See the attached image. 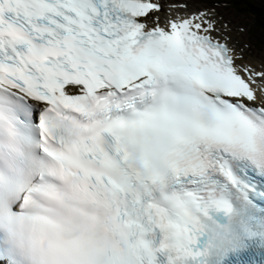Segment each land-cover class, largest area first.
<instances>
[{
    "label": "snow or ice",
    "instance_id": "snow-or-ice-1",
    "mask_svg": "<svg viewBox=\"0 0 264 264\" xmlns=\"http://www.w3.org/2000/svg\"><path fill=\"white\" fill-rule=\"evenodd\" d=\"M229 8L0 0V264H264V61Z\"/></svg>",
    "mask_w": 264,
    "mask_h": 264
},
{
    "label": "rangeland",
    "instance_id": "rangeland-1",
    "mask_svg": "<svg viewBox=\"0 0 264 264\" xmlns=\"http://www.w3.org/2000/svg\"><path fill=\"white\" fill-rule=\"evenodd\" d=\"M219 11L224 18L231 23L235 32H238L237 29L239 28L244 29L242 35L245 36L246 42L252 50V55L255 57L257 54L258 57L255 58L260 62L264 61V32L259 28L260 22L263 24L264 19L259 20L256 15L253 17L251 14H242L233 8L219 9ZM253 56L250 55L249 57L251 58Z\"/></svg>",
    "mask_w": 264,
    "mask_h": 264
},
{
    "label": "bare ground",
    "instance_id": "bare-ground-1",
    "mask_svg": "<svg viewBox=\"0 0 264 264\" xmlns=\"http://www.w3.org/2000/svg\"><path fill=\"white\" fill-rule=\"evenodd\" d=\"M165 2H167V0H165ZM232 29H233V32H232V34H233V36L234 37H236V38H238L239 40H241V42H243V43H247L246 42V38H245V36H243L241 33H239V32H235V30H234V27L232 26ZM248 44V43H247ZM250 49V48H249ZM249 49L246 51V56H247V58L248 59H251V60H253L255 63H256V65H257V67H259L260 65H261V62L257 59V58H255V57H258V55L256 54L255 55V57L252 55V50L250 49V51H249ZM253 56V57H249V56ZM263 56V55H262ZM264 57V56H263ZM259 63V64H258Z\"/></svg>",
    "mask_w": 264,
    "mask_h": 264
},
{
    "label": "trees",
    "instance_id": "trees-1",
    "mask_svg": "<svg viewBox=\"0 0 264 264\" xmlns=\"http://www.w3.org/2000/svg\"><path fill=\"white\" fill-rule=\"evenodd\" d=\"M261 5H260V8H263L264 9V4H262V3H260ZM257 16H258V18H259V20L260 19H264V13L261 15V14H257ZM259 28L260 29H262L263 30V32H264V23L262 24L261 22H260V26H259Z\"/></svg>",
    "mask_w": 264,
    "mask_h": 264
}]
</instances>
